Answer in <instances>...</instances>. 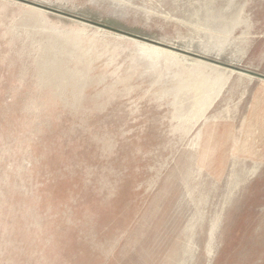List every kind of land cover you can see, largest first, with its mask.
Here are the masks:
<instances>
[{"label":"rangeland","instance_id":"rangeland-1","mask_svg":"<svg viewBox=\"0 0 264 264\" xmlns=\"http://www.w3.org/2000/svg\"><path fill=\"white\" fill-rule=\"evenodd\" d=\"M214 61L264 75V0H0V264H264V80Z\"/></svg>","mask_w":264,"mask_h":264},{"label":"water","instance_id":"water-1","mask_svg":"<svg viewBox=\"0 0 264 264\" xmlns=\"http://www.w3.org/2000/svg\"><path fill=\"white\" fill-rule=\"evenodd\" d=\"M24 2H25V1H24ZM36 6L41 7V6H39V5H36ZM42 8H45V9H47V10H49V11H53V12H56V13H59V14H64V13H61V12H59V11H56V10H53V9H49V8H46V7H42ZM64 15H65V14H64ZM68 16H70V15H68ZM71 17H73V16H71ZM73 18H77V17H73ZM77 19H80V18H77ZM80 20H83V19H80ZM83 21H85V20H83ZM85 22H88V23H89V21H85ZM90 23H91V22H90ZM92 24H94V25H96V26L104 27L105 29L112 30V31H115V32H118V33H121V34H126V35H128V36H130V37H132V38H135V39H138V40H141V41H144V42H147V43L153 44V45H157V46H159V47L169 48V49H171V50H173V51H177V52H181V53H186V52H184V51H182V50H178V49H175V48H171V47H169V46L163 45V44H161V43H158V42H155V41H152V40H149V39H146V38L140 37V36L127 34V33H124V32H122V31H120V30H117V29H114V28H110V27H107V26L102 25V24H96V23H92ZM186 54H189V53H186ZM211 62H212V61H211ZM214 63L217 64V65L223 66V67H227V68H230V69L236 70V71H238V72H242V73H246V74H249V75H252V76H256V77L261 78V79L264 80V75L257 74V73H253V72H251V71H248V70H245V69H242V68H239V67H235V66H232V65H226V64H223V63H221V62H215V61H214Z\"/></svg>","mask_w":264,"mask_h":264},{"label":"crops","instance_id":"crops-1","mask_svg":"<svg viewBox=\"0 0 264 264\" xmlns=\"http://www.w3.org/2000/svg\"><path fill=\"white\" fill-rule=\"evenodd\" d=\"M261 98L263 99V101L260 102L257 101V110L260 116L258 119L259 122L257 123L258 131H264V92L262 93L261 97L258 100H260ZM251 131H256V127H253ZM253 150L255 152H261L257 148H253Z\"/></svg>","mask_w":264,"mask_h":264}]
</instances>
